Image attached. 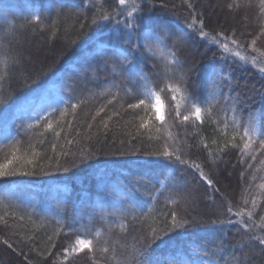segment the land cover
I'll return each instance as SVG.
<instances>
[{"label": "snow or ice", "instance_id": "1", "mask_svg": "<svg viewBox=\"0 0 264 264\" xmlns=\"http://www.w3.org/2000/svg\"><path fill=\"white\" fill-rule=\"evenodd\" d=\"M181 4L188 12L182 23L179 13L174 10L175 5L170 14L172 18L151 15L153 10H168L167 0H117V6L111 11L106 9L105 0H87V3L81 0L85 10L89 7L94 9L90 18L84 13H74L78 18L83 16L81 28L87 23L93 29L89 37L91 50L81 53L82 63L87 66L85 75L88 72L95 74L98 71H106L113 77L110 87L117 89L110 92L107 103L95 111L91 120L96 121L101 113H105L107 120L103 121V126L107 128V121L121 115L120 111L107 114L105 110L114 101L123 100L120 95L121 83L129 81L138 84L134 94L128 87L122 89L124 96L132 95L135 101L127 104V110H131L134 120L138 121L137 131L152 128L157 132L162 129L167 131L172 127L169 121H175L185 127L191 125L193 128L203 125L206 120L214 124L218 139L213 138L211 144L217 147L210 148L207 143H203V148L207 150L206 162L215 165L216 157L222 156L228 149H234L239 155L237 165L243 167L239 179L243 181L249 171L251 175L248 176V183L243 189L241 205L234 207L232 202L224 197L226 208L219 215L225 218L213 219L210 224L221 229L235 227L241 239L232 247L231 255L225 256L223 240L213 244L211 249L207 242H198L202 240L195 236L199 223L195 218L190 220L175 210L161 213L165 216L162 227L158 226V222L152 221L145 229L137 230L139 234L132 238L131 243L121 238V234L124 237L128 235L130 224L134 227L135 224L149 219L151 209L141 214L135 211L136 206L143 203L138 199V195H147L155 202L162 194L161 189H168L166 180L177 169L186 172L191 170L193 180L205 184L213 192H220L217 187L219 181L214 180L205 171V164L190 158L186 149L191 146L187 145V141L173 136L171 131H167L160 150L146 154L156 157L153 162L158 164L165 179L158 181L160 188L141 192L143 180L137 178L138 174H133L131 170L127 178L120 173L119 180L113 177L109 182L108 169L92 163L96 152L91 148H81L78 153H71L64 150V145H60L61 150L57 152L58 145L53 143L51 149L54 155L46 156L30 144L31 151L21 153L22 141L18 138L20 132L13 136L5 122L0 129V152H5L3 162H0V178L91 169V175L97 179L100 189L96 197H90L91 211L77 213L71 222L56 220V228L47 235L42 249L36 243L35 232L25 235L14 230L16 222L22 223L25 216L14 210L10 211L11 206L4 204L3 199H0V205H3L0 225H3L4 231V234L0 235V245L22 256L26 264H33L30 256L32 252H35L36 257H41L45 264H74L81 258V254L87 257L89 264H251V257L244 252L246 247L251 249L256 246L264 253V214L259 216V220L256 219L257 210L261 208L264 198V175H257L264 169V92L259 93L261 107L255 111L250 110L247 119H244L240 106L245 101L240 93L233 95L237 85L233 84L231 73L221 75L216 67L220 62L228 63L229 67L251 64L264 74V51L256 47L257 41L264 37V23H261L258 34L251 38L246 48V41L242 39L244 32L238 33L236 28L225 29L223 26L219 30L209 29L208 17L205 11L197 7L195 0H181ZM226 7L236 10L241 5L237 0H232ZM259 14L264 15V0H259ZM43 19V14L35 10L30 18L25 17V23L41 24ZM19 27L21 26L16 25L7 15L0 24V106L8 103L3 93L6 82L11 86V69L20 70L16 79L24 86L39 79L38 75L24 68L25 57L13 45ZM49 27L55 37L59 32L56 21ZM247 35L251 36V33ZM193 37L206 42L209 51L215 48L212 52V62L204 73L203 92L193 86V76L200 75L198 65L193 62L192 66L186 69L187 59L181 55ZM68 43L74 44L75 40H69ZM145 59L159 61L151 65V75L144 71ZM91 60H96L97 64L92 66ZM152 77H156L159 82L156 83ZM13 93L14 90L9 92V99ZM66 95L68 99H65L64 95L53 97L47 87H37L12 107L28 121L21 125L26 131L42 128L45 132L51 131L59 140L65 127H72L67 117L70 114L74 117L79 105L83 103L82 100L72 103L71 93ZM56 113H59L58 118H55ZM87 127L91 129L93 124L89 123ZM39 143L43 144L44 140ZM66 143L72 145L74 141L68 139ZM62 157L65 160L69 157L76 158L72 159L71 166L65 167L61 163ZM228 176H231L230 172ZM118 188L122 189L124 196L117 197V208L100 193L102 191L108 196H114ZM185 188L187 180L179 186L178 182L174 183L171 186L174 195L166 197L167 204L178 205L183 202L188 205L190 199L183 191ZM254 189H259V192L253 194ZM97 215L104 221L115 217L116 222L108 223L106 230L92 229L91 222ZM85 217L88 223L84 222ZM28 219H32L30 214ZM116 228L119 229V234L114 233ZM174 233L179 234V239H173ZM223 238H227V232L223 233ZM62 239L67 240V243H58ZM157 242L162 251L154 254L152 246ZM21 245L28 246L29 253H25ZM237 249L243 256L236 255Z\"/></svg>", "mask_w": 264, "mask_h": 264}, {"label": "trees", "instance_id": "2", "mask_svg": "<svg viewBox=\"0 0 264 264\" xmlns=\"http://www.w3.org/2000/svg\"><path fill=\"white\" fill-rule=\"evenodd\" d=\"M204 1L207 2L208 0H195V3L200 10L205 11L208 17L209 29L219 30L223 26L225 29L236 28L238 33L244 32L245 36L242 39L246 41V48L251 38L258 34L261 23H264V15L259 14V0H237L241 7L236 10H229L226 7L232 0H221V11L233 17L229 23H225V21L219 22L215 19L213 11L209 10V8H204ZM84 3H87V0H84ZM167 3L168 10H153L151 15L172 18L170 14L173 11V5H175L176 8L174 10L179 13L180 22L182 23L188 12L185 10V6H182L181 0H167ZM116 6L117 0H105V7L108 11H111ZM35 10H39L43 14V22L41 24H26L25 17L30 18L31 13ZM77 12L84 13L90 18L94 9L89 7L85 10L81 5V0H0V24L3 23L7 15L9 19L15 21L16 25L21 26L13 39V45L18 51L24 56L33 55L35 51L27 49L24 43L33 38H41L43 45L47 47L52 45L53 54H55L53 56L41 55L39 60L42 61H39L38 67L24 65V68L30 73L39 76L38 80L28 86L17 82L16 74L20 70L11 69L13 74L11 86L9 87V83L6 82L3 93L8 103L0 106V129L3 128L6 122L13 136L18 131L20 132L18 138L22 141L20 146L21 153L30 152V144L36 151L46 156L54 155L51 149V144L53 143L58 145L57 152L61 150L60 145H64V150L71 153H78L81 148H91L96 152V158L92 163L97 167H106L108 169L109 182L112 181L113 177L119 180L120 176L118 174L120 173H123L125 178H127L128 172L131 170L133 174H138L137 178L143 180L141 192H151L153 189L160 188L158 181L165 179L158 164L153 162L156 157L146 154L160 150L167 131H171L173 136H178L180 139L187 141V145L191 146L186 149L190 158L205 164V171L214 180L219 181L217 187H219L220 192H213L205 184L200 183L198 180H193L191 170L186 172L183 169H177L166 180L169 185L168 189H161L162 194L159 195L155 202L151 201L147 195H138V199L143 203L137 205L135 211L137 214H141L151 209L149 219L135 224L134 227L130 224L128 235L124 237L121 234V238L125 239L127 243H131L132 238L139 234L137 230L145 229L146 225L152 221L158 222V226L162 227L165 216L161 215V213L175 210L181 216H185L190 220L195 218L199 223V227L195 229V236L202 238V240L198 242H207L208 247L211 249L213 244L223 240L226 249L224 255H231L232 247L241 239L236 233V228H217L212 226L210 221L217 218H225L219 215L226 208L224 197L230 200L234 207L241 205L242 192L248 183V176L251 175V172L246 173L243 181L239 179L243 167L237 165L239 155L234 149H228L222 156L216 157L217 162L215 165L206 162L208 159L207 150L203 148V143H207L210 148H215L217 145H212L211 140L213 138L218 139L215 125L207 120L198 128H193L191 125L185 127L175 121H169L172 127L167 131L162 129L157 132L155 128L137 131L138 121L134 120V113L131 110H127V104L135 101L132 95L124 96L122 90L124 87H128L132 89L134 94L138 89L136 82L124 81L121 83L120 95L123 100L114 101L105 110L107 114H111L113 111H120L121 115L113 117L111 121H107V128L103 126V121L107 120L105 113H101V116L97 117L96 121H92L91 116L95 114V111L101 105L107 103L110 98V92H115L117 89L110 87L113 77L106 71H98L95 74L88 72L85 75L87 66L82 63L81 53L91 50L89 37L92 35L93 29L87 23H85L83 28L80 27V24L84 21L83 16L78 18L74 14ZM53 21H56V27L59 28V32H57L55 37L52 36V29L49 27ZM248 33H251V36L247 35ZM69 40H75V43L70 44L68 43ZM256 47L264 51V37L257 41ZM247 50L251 51V49ZM213 51H215V48L209 51L206 42H201L198 38L193 37L188 48L181 53L187 59L186 69L190 68L193 62L198 65L200 75L199 77L193 76V86L200 92H203L204 73L212 62ZM252 55H257V53H252ZM153 63H159V61L150 59L143 61L144 71L150 75ZM96 64V60H91L92 66ZM216 67L221 75L231 73L233 84L237 85L234 87L233 95L238 92L245 101L240 107L243 110V118L247 119L250 110L255 111L261 107V96L259 93L264 92V74L260 73L257 67L251 64H237L229 67L228 63L220 62L217 63ZM152 78L156 83L159 82L156 77ZM235 79L241 83L244 80L246 85L242 88L240 83L234 82ZM224 83L226 84V82ZM67 85L72 87L69 88ZM37 87H47L53 97L64 95V98L68 99L66 94L71 93L72 103L83 101L74 117L71 114L67 117L72 127H65L59 140L51 131L45 132L42 128L26 131L21 125L26 124L28 121L12 107ZM12 90H14V93L9 99V92ZM252 90L255 92L254 96L249 97ZM241 91L244 92L242 93ZM121 103L123 108H121ZM58 117L59 113H56L55 118ZM89 123L93 124L91 129L87 127ZM41 132H43V135H41ZM157 137L160 138L158 139ZM68 139L73 140L74 143L68 145L66 143ZM40 140H44V143H39ZM121 153H126V155H121ZM4 156L5 152H0V162H3ZM74 158L76 157H69L65 160L62 157L61 163L65 167H69ZM41 162L43 163L44 161ZM233 165L237 166L233 167ZM229 172L231 176H228ZM257 175H264V169L258 172ZM185 180H187V188L183 189V191L188 192L191 187L197 189L200 200L204 198L201 204L204 209H208L207 212L197 214L191 212L188 207L181 203L178 205L167 204L166 197L170 194L174 195L171 191V186L177 182L179 186ZM98 191H100L98 181L91 175V169H73L68 173L61 171L52 172L48 175L37 174L35 176L0 178V199H3L4 204L11 206L9 208L10 211L14 210L19 215L25 216L22 223L16 222L14 230L21 231L25 235L35 232L36 243L41 249L44 246L47 235L55 230L56 220L62 219L71 222L77 213L91 211L90 197H96ZM258 192L259 189H254L253 194ZM100 194L107 200H111L117 208L119 207V199L117 197L124 196V192L120 188L116 190L114 196H108L107 193L102 191ZM2 211L3 205H0V212ZM29 214L32 217L31 220L28 219ZM261 214H264V198L261 201V208L257 210V220H259ZM84 222L88 223L87 217H85ZM115 222V217L104 221L97 215L92 220L90 227L92 229L106 230L108 223ZM11 231L9 230V232ZM224 232H227L226 239L223 238ZM114 233L119 234V229H114ZM3 234V225H0V235ZM13 239H16V237H13ZM173 239H179V234L174 233ZM58 243L66 244L67 240L62 239ZM21 246L24 247L25 253H29L28 246ZM152 249L154 254L162 251L159 248V242L153 245ZM244 252H247L251 257V264H264V253L261 252L259 247L253 246L251 249L246 247ZM236 255L243 256V253L237 249ZM30 256L33 264H45L41 257L35 256V252H32ZM0 264H26V262H24L22 256H18L15 252L7 249L6 246L0 245ZM74 264H89V261L87 257L81 254V258L75 261Z\"/></svg>", "mask_w": 264, "mask_h": 264}, {"label": "rangeland", "instance_id": "3", "mask_svg": "<svg viewBox=\"0 0 264 264\" xmlns=\"http://www.w3.org/2000/svg\"><path fill=\"white\" fill-rule=\"evenodd\" d=\"M206 5V6H205ZM204 8H209V10H212L213 11V14H214V18L217 19L219 22H222V21H225V23H229L232 21L233 17L231 15H226L224 12L221 11V0H208L207 2L204 1ZM246 24V23H244ZM19 40V39H18ZM43 40L41 38H33L31 40H28L26 41L25 46L27 49H31L34 52V54H29L28 56H24L25 57V61L27 65L29 66H37L38 67V63L39 61H42V60H39L41 55H44V56H53L55 54H53V50H52V45L48 47L43 45ZM59 44H60V41H59ZM62 44V42H61ZM38 69V68H37ZM19 70V69H18ZM245 79V77H244ZM235 83H240V85L242 86V88L246 85L244 83V80H243V83H241L240 81H238L237 79H235L234 81ZM253 89V87H251ZM242 93L244 91H241ZM254 91L252 90L249 94V97H253L254 96ZM186 193L189 195V199H190V203L188 205H185L183 202H181L182 205H184L185 207H188L189 210L191 212H195L197 214H201V212H207L208 209H204L202 204H201V201L204 199L202 198L200 200V195L199 193H197V189L191 187L189 189V191Z\"/></svg>", "mask_w": 264, "mask_h": 264}]
</instances>
